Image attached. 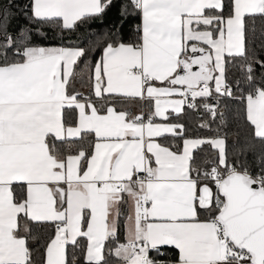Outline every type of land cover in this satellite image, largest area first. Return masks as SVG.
<instances>
[{
  "label": "snow or ice",
  "instance_id": "1",
  "mask_svg": "<svg viewBox=\"0 0 264 264\" xmlns=\"http://www.w3.org/2000/svg\"><path fill=\"white\" fill-rule=\"evenodd\" d=\"M0 264H264V0H0Z\"/></svg>",
  "mask_w": 264,
  "mask_h": 264
}]
</instances>
